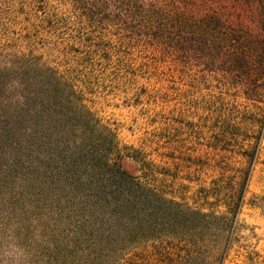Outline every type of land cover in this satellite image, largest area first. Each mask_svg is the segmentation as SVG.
I'll return each instance as SVG.
<instances>
[{
	"label": "trees",
	"instance_id": "trees-1",
	"mask_svg": "<svg viewBox=\"0 0 264 264\" xmlns=\"http://www.w3.org/2000/svg\"><path fill=\"white\" fill-rule=\"evenodd\" d=\"M66 1L85 22L106 21L110 34L169 56L170 65L192 83L215 75L224 90L240 85L247 99H264V0H225L239 14L223 8V0ZM192 87L176 93L184 96ZM75 88L32 55L0 61V171L21 181L27 197L22 200L39 217L46 212L52 223L53 217L63 219L68 243L76 248L71 263L226 264L241 240L236 233L264 125L254 145L241 152L246 166L228 173V162L217 156L227 150L223 145L235 122L225 108L217 109L206 123L217 175L198 189L206 202L198 207L186 197L189 186L178 193V176H170V192L159 188L155 164L145 160L144 173L140 151L120 148L116 134ZM203 96L215 95L207 89ZM172 158L181 169L183 159ZM250 204L264 211V194ZM138 235L169 239L170 247L154 246L161 254L140 262L134 251L143 245L131 240ZM52 242L50 250L64 255Z\"/></svg>",
	"mask_w": 264,
	"mask_h": 264
},
{
	"label": "rangeland",
	"instance_id": "rangeland-1",
	"mask_svg": "<svg viewBox=\"0 0 264 264\" xmlns=\"http://www.w3.org/2000/svg\"><path fill=\"white\" fill-rule=\"evenodd\" d=\"M222 2L223 8L239 14L234 4ZM70 4L66 0H0V61L7 63L16 56L32 55L57 69L75 84L96 118L116 134L120 148L135 147L140 151L144 173L149 168L145 160L155 164V182L162 186L159 188L170 192V176H178V193L189 186L186 197L195 199L198 207L206 206L198 189L208 186L217 175L213 166L215 150L209 148L206 123L213 122L220 107L225 108L228 120L235 122L223 145L227 150L219 151L217 156L228 162L225 168L233 173L246 166L241 152L254 145L264 125V99H247L240 85L224 90L215 75L192 83L170 65L169 56L160 55L145 42L110 34L106 21L94 28ZM190 86L188 94L176 93ZM207 89L215 96L205 100ZM172 156L183 159L181 169ZM20 184L13 177L4 178L0 171V223L13 221L22 237L30 234V228L35 230L40 242L32 245L34 264H72L76 248L68 243L71 236L64 230L63 219L56 222L53 217L52 223L46 212L45 217H39L35 207L22 200L27 197L22 195ZM263 194L264 129L248 203L236 233L241 240L226 264H264V211L250 204L255 196ZM131 240L134 246L143 245L134 251L140 262L161 254L154 251V246L170 247L169 239L138 235ZM52 241L64 255L50 250ZM132 253L126 258H131Z\"/></svg>",
	"mask_w": 264,
	"mask_h": 264
},
{
	"label": "clouds",
	"instance_id": "clouds-1",
	"mask_svg": "<svg viewBox=\"0 0 264 264\" xmlns=\"http://www.w3.org/2000/svg\"><path fill=\"white\" fill-rule=\"evenodd\" d=\"M23 237L13 221L0 223V264H34L32 245L40 242L34 229Z\"/></svg>",
	"mask_w": 264,
	"mask_h": 264
}]
</instances>
